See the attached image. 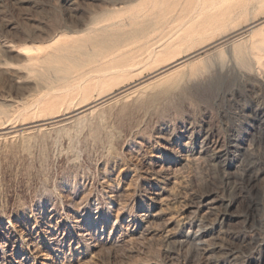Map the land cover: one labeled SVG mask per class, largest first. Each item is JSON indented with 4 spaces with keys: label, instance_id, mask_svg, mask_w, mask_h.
I'll list each match as a JSON object with an SVG mask.
<instances>
[{
    "label": "rangeland",
    "instance_id": "obj_1",
    "mask_svg": "<svg viewBox=\"0 0 264 264\" xmlns=\"http://www.w3.org/2000/svg\"><path fill=\"white\" fill-rule=\"evenodd\" d=\"M254 20L264 37V0H0V264L167 263L161 222L146 232L139 219L152 185L143 170L157 159L175 160L178 132L190 121L214 128L220 140L232 131L228 90L245 96L226 71L260 75L264 55L254 61L247 33L217 43ZM35 46L42 49L36 61H26L34 49L18 53ZM191 51L187 61L168 64ZM86 102L78 110L97 104L95 110L64 119ZM249 120L264 159V114ZM206 165L198 160L179 170V203L191 190L222 185ZM243 183L237 207L247 219L233 224L227 239L237 246L232 234L243 230L249 247L236 263L257 264L264 181ZM232 185L224 186L229 196L238 191Z\"/></svg>",
    "mask_w": 264,
    "mask_h": 264
},
{
    "label": "bare ground",
    "instance_id": "obj_2",
    "mask_svg": "<svg viewBox=\"0 0 264 264\" xmlns=\"http://www.w3.org/2000/svg\"><path fill=\"white\" fill-rule=\"evenodd\" d=\"M257 21L258 20L251 21L245 26L240 27L226 35H223L218 39L217 44L224 43L229 39L239 37L247 33L251 38V40L249 38V50L253 51V58L255 59H252L250 61L252 62L254 60L257 64H261L259 60L264 55V37L262 36V34L256 31L257 27L261 25V22ZM85 27L89 29L87 25ZM52 43H55V41H53ZM8 47H11V45ZM224 48L225 47H223V49ZM237 48L240 59L245 63L247 60L244 48H242V46H237ZM33 49L36 50V53L27 54L26 57L27 62H33L39 58V53L42 52L41 48L35 46L25 48L23 50L19 49L18 53L24 55L25 53ZM246 49L248 50V47ZM194 52L195 51L188 52L174 60H171L168 64L173 63V65H179L195 55L196 53ZM228 55L227 57H229ZM69 59L72 60V58ZM74 62L75 61H73V63ZM122 71H124V69ZM226 72L229 78L235 77V79L240 82L245 96V98H243L242 100H238L235 97L234 90H228L229 97L234 105L233 113L231 112L234 116V122L230 126L232 128V131L228 132L229 130L227 129L226 134L223 136V139L220 140L219 135L216 134L217 130H215L214 128L208 126L204 128V123L195 124L190 121L188 122L187 126L181 127L180 132H178L180 136V143L179 148L175 150V160L171 161L168 159H157L150 163L148 162L149 164L145 166L143 170L145 177L152 181V185L144 190L142 194V198L146 205V208L142 209V212L139 213V219L145 224L143 225V227L146 232H150L146 228H150L152 222H155V224L157 220L161 222L160 225L158 223L157 225L160 227L162 238L160 236L159 237L161 239H164V245H166V248H164V245L163 248L167 250L168 254L166 255L168 257V261L165 264H175V261L179 260L182 257H185L189 261H192L193 264H237L236 261L238 260L240 255L243 254V249H245V247H247L249 244V242L245 238L246 236L243 233V230L240 229H238L235 234H232L234 239L237 238L240 241L237 246L229 243V240L227 238H229L230 233H232L233 224L235 226L236 223H243L247 219L245 215L246 213L244 214V212L239 210L237 207L238 202H240L242 198V192L244 189L243 182L248 178L252 179L253 181H264V159L261 157V155L259 156L256 153V139L252 135L253 132L250 133V131L254 128L249 122L251 114H264V99L262 98L264 92L262 95V92L260 91L261 88H258L259 83H262L264 85V70L260 72V75H257L254 71V73L245 74L243 72L244 74H240L242 73L240 72L239 74H237V71L234 68L228 69ZM111 73L113 72L111 71ZM224 75L219 72L215 73V76L217 77H222ZM147 84L148 83H146V85ZM88 103L90 102L83 103L80 106L74 108V110L77 111L81 107L88 105ZM96 105L97 104L91 105L84 110H95L94 107H96ZM84 110H78L75 114L67 116L64 119L70 120L71 118L72 120V117H75V115L80 114ZM29 131L31 132L33 130L31 129ZM29 131L27 132L29 133ZM14 133L15 132H13V134ZM167 140L169 141V138H167ZM198 160H201V164L203 161V163L213 167V169L215 168L219 172L222 179V185L217 186L216 188H210L199 192H192L193 190L189 189L191 190V193H189L190 200L188 202H185L184 204L181 203L183 200H180V203L182 205L177 206L180 214L178 217H174L173 215H175V213H172V209L176 206L174 205L173 201H175L177 198H181L182 194L181 192H177V189H179L180 186L176 189V186L180 181V169L184 167L187 168L189 164ZM231 183L233 184L232 186L234 190L236 189L238 191L234 195L229 196L226 194L224 186H228ZM184 198L186 200V197ZM176 201L179 203V200ZM178 209H176V211H178ZM154 228H156V225ZM146 232L144 233L146 234ZM241 233H243L244 235H241ZM164 242L162 241V243ZM262 243L264 244V242ZM117 244V241L111 243V245L113 246H116ZM110 247L111 246L109 245V248ZM113 249L115 248L113 247ZM255 262L257 264H264V251L262 252L261 256H259V258L255 260ZM176 263L178 264L180 263V261Z\"/></svg>",
    "mask_w": 264,
    "mask_h": 264
}]
</instances>
